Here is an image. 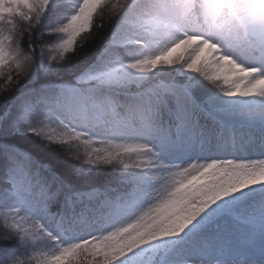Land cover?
<instances>
[{"label": "snow or ice", "instance_id": "6c2138e0", "mask_svg": "<svg viewBox=\"0 0 264 264\" xmlns=\"http://www.w3.org/2000/svg\"><path fill=\"white\" fill-rule=\"evenodd\" d=\"M0 80V264H264V0H0Z\"/></svg>", "mask_w": 264, "mask_h": 264}, {"label": "trees", "instance_id": "16d2710c", "mask_svg": "<svg viewBox=\"0 0 264 264\" xmlns=\"http://www.w3.org/2000/svg\"><path fill=\"white\" fill-rule=\"evenodd\" d=\"M101 21L98 18L97 19V24H99ZM114 23L115 20L113 17L108 16L107 14L104 15L103 17V28H96L94 29L93 33H92V39L90 41V54L94 53V52H98L101 51V45H103V43L105 42V40L109 37V34L111 33L113 27H114ZM22 27H24L25 25H21ZM27 39H28V34L24 33L23 37H22V43L25 46V51H27ZM76 64L79 65V61H76ZM15 75V73H14ZM45 78H46V82L51 83L52 85H58L61 84L65 81H67L69 79L68 75H59V76H51V77H47V74H45ZM0 83H3L2 80H0ZM22 84L24 83L23 81L21 82ZM87 86V85H85ZM12 97L10 96L7 100H3L2 98H0V107H3L6 103L11 102ZM55 117L53 116V119ZM52 127H56L55 124L52 125ZM79 131H87V128H80L78 129ZM86 139V138H84ZM82 143V142H81ZM20 144L25 148H29L32 146V142L28 141V140H24L21 139L20 140ZM92 148H102L103 146L100 144H93L91 146ZM73 150L74 151H78L80 159H84V154L86 149L84 147H78L77 146H73ZM162 158V156H161ZM164 159V158H162ZM4 179V177L2 176V174H0V182H2ZM99 187V185H98ZM2 228H0V235H2Z\"/></svg>", "mask_w": 264, "mask_h": 264}, {"label": "rangeland", "instance_id": "374dc122", "mask_svg": "<svg viewBox=\"0 0 264 264\" xmlns=\"http://www.w3.org/2000/svg\"><path fill=\"white\" fill-rule=\"evenodd\" d=\"M167 146L169 147V150H168V151H162V153H163L164 157H165V158H168V159L172 158L176 153H179V152L182 150V149L179 148V147L172 146V145H171V141H169V143H168ZM208 154H209V153H208L207 151H202V150L200 149V147L197 146V147H195L194 149L190 150L189 155H188L187 157L184 156L182 162H183V163H187V162H189L190 159H196V158H199V157H201V156L208 155ZM222 158H224V157H222ZM227 158H231V157H227ZM252 158H261V157H260V155H259L258 153H256V154H254V155L252 156ZM185 166H187V165H185ZM240 251H241V249H240ZM244 251H245V252H248L247 249H245ZM255 252H256V255L259 254V249H258V247L255 249ZM248 254H251V252H248Z\"/></svg>", "mask_w": 264, "mask_h": 264}]
</instances>
